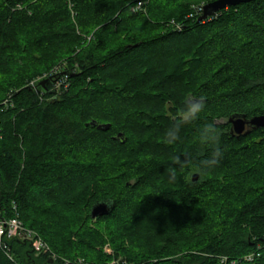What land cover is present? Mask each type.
Returning a JSON list of instances; mask_svg holds the SVG:
<instances>
[{
	"label": "trees",
	"instance_id": "trees-1",
	"mask_svg": "<svg viewBox=\"0 0 264 264\" xmlns=\"http://www.w3.org/2000/svg\"><path fill=\"white\" fill-rule=\"evenodd\" d=\"M194 1L0 0V211L51 249L12 239L0 264H264V129L216 123L264 115V0L200 23ZM44 75L62 80L58 99L31 86ZM199 97L204 110L166 144ZM205 124L223 154L194 182ZM182 152L196 159L170 179ZM102 202L114 211L93 220Z\"/></svg>",
	"mask_w": 264,
	"mask_h": 264
},
{
	"label": "clouds",
	"instance_id": "clouds-1",
	"mask_svg": "<svg viewBox=\"0 0 264 264\" xmlns=\"http://www.w3.org/2000/svg\"><path fill=\"white\" fill-rule=\"evenodd\" d=\"M205 98L199 97L190 102L179 111L178 119L164 134V142L175 145L180 141V130L184 123L191 122L204 110ZM199 144L207 150V156L199 161L200 167L194 172L201 175L208 169L219 164L222 158V149L219 144V132L213 124H205L198 130ZM196 157L187 152L178 153L171 161L167 162L166 172L170 179L174 178L178 169L186 168Z\"/></svg>",
	"mask_w": 264,
	"mask_h": 264
},
{
	"label": "water",
	"instance_id": "water-1",
	"mask_svg": "<svg viewBox=\"0 0 264 264\" xmlns=\"http://www.w3.org/2000/svg\"><path fill=\"white\" fill-rule=\"evenodd\" d=\"M256 0H217L212 3L207 4L203 8V14L199 18L198 22H204L208 19L214 18L220 12L227 10L232 7H238L244 4H250ZM232 125L233 135L236 136H248L252 129H264V115L256 116L251 119H248L246 115L236 114L230 117L228 121ZM92 127H97L98 130L107 132L111 129V125L104 124L98 125L97 122L91 123ZM247 127L251 129L247 130ZM119 138H122V134H119ZM199 180L198 175L193 176V181L196 182ZM114 204L112 202H102L96 204L91 210L92 219L96 220L97 218L108 216L114 211Z\"/></svg>",
	"mask_w": 264,
	"mask_h": 264
},
{
	"label": "built area",
	"instance_id": "built-area-1",
	"mask_svg": "<svg viewBox=\"0 0 264 264\" xmlns=\"http://www.w3.org/2000/svg\"><path fill=\"white\" fill-rule=\"evenodd\" d=\"M145 5V1L140 2L137 6L138 9H142ZM178 29H181L178 27ZM34 86V82L32 84ZM12 239H18L21 241L28 242L33 252L36 255H48L51 253V249L48 246V244L43 241V239L38 236L35 232L28 230L25 228L24 224L20 221L18 217L11 218V219H4L2 218L1 211H0V247L7 248V243L9 240ZM254 255H250L247 257V260L249 262L254 261ZM56 259V257H53V261ZM66 264H69V262H66ZM74 264H90L87 263L83 259H78L77 262ZM109 264H128L125 261H122L121 259H113Z\"/></svg>",
	"mask_w": 264,
	"mask_h": 264
},
{
	"label": "rangeland",
	"instance_id": "rangeland-1",
	"mask_svg": "<svg viewBox=\"0 0 264 264\" xmlns=\"http://www.w3.org/2000/svg\"><path fill=\"white\" fill-rule=\"evenodd\" d=\"M191 1V0H190ZM210 2H208L207 0H198V1H194V2H191L190 4V10L192 11V14L190 15L191 17L194 15V16H198V15H202L203 14V8L209 4ZM72 8V5H70V9ZM139 10H142V9H138L137 7L133 9L134 12H138ZM145 11L147 12V10L145 9ZM178 28V27H177ZM34 82V86H31L34 88L36 87L38 90H40V92L43 94V93H53V100L55 99H58L59 96H61L62 93V89H63V83H62V80H60L59 77H53V75L49 76V75H44V76H41V77H38ZM41 84V89L40 87H38L36 84ZM47 85H49V89H47ZM35 89V88H34ZM66 89V88H65ZM194 100L193 98H190V99H186L185 102H190ZM250 104V103H249ZM254 106L253 104H250L248 106H241V107H237V108H233L234 110H226V114H229V113H233L235 111H243V110H248L250 107ZM225 113V112H224ZM228 122L227 119H218L216 120V123L219 124V125H222V124H226ZM94 220V219H93ZM103 252L107 255H114V251L112 249V246L111 244L108 242L104 248H103ZM36 257L40 256V255H36Z\"/></svg>",
	"mask_w": 264,
	"mask_h": 264
},
{
	"label": "flooded vegetation",
	"instance_id": "flooded-vegetation-1",
	"mask_svg": "<svg viewBox=\"0 0 264 264\" xmlns=\"http://www.w3.org/2000/svg\"><path fill=\"white\" fill-rule=\"evenodd\" d=\"M249 129H251V127H247V130H249ZM234 131H233V129H232V133H233Z\"/></svg>",
	"mask_w": 264,
	"mask_h": 264
},
{
	"label": "bare ground",
	"instance_id": "bare-ground-1",
	"mask_svg": "<svg viewBox=\"0 0 264 264\" xmlns=\"http://www.w3.org/2000/svg\"><path fill=\"white\" fill-rule=\"evenodd\" d=\"M8 244V243H7ZM114 254V253H113ZM67 261V260H66ZM70 262V261H69ZM75 262V261H74ZM77 262V261H76ZM71 264V263H70Z\"/></svg>",
	"mask_w": 264,
	"mask_h": 264
}]
</instances>
